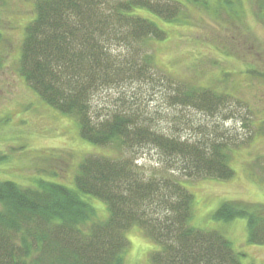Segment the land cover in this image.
Instances as JSON below:
<instances>
[{"label":"trees","instance_id":"1","mask_svg":"<svg viewBox=\"0 0 264 264\" xmlns=\"http://www.w3.org/2000/svg\"><path fill=\"white\" fill-rule=\"evenodd\" d=\"M154 1L37 0L34 19L24 28L18 73L45 104L74 118L79 135L93 145L112 144L121 153L150 148L167 171L229 178L227 153L216 142L181 141L178 132L158 131L134 114L113 113L99 122L89 115L92 94L112 80L158 72L147 43L166 34L136 10L170 21L182 3ZM118 48L128 52L122 56ZM173 88L170 106L226 103L179 81ZM94 200L102 203L101 214H94ZM191 201L176 177L146 172L127 156L84 157L71 187L45 179L28 185L1 181L0 264H122L126 232L134 226L155 246L151 264H241L221 234L187 225ZM213 216L244 218L247 241L264 244V204L226 201Z\"/></svg>","mask_w":264,"mask_h":264},{"label":"rangeland","instance_id":"2","mask_svg":"<svg viewBox=\"0 0 264 264\" xmlns=\"http://www.w3.org/2000/svg\"><path fill=\"white\" fill-rule=\"evenodd\" d=\"M36 1L0 0V182L28 185L45 179L71 187L84 157H131L144 171L183 183L192 198L189 227L221 234L241 264H264V244L247 241L244 218L213 216L226 201L264 204V0H178L180 13L170 21L137 9L166 34L162 41L147 43L158 72L114 79L90 99L93 121L109 120L113 113L134 114L158 131L178 132L181 141L218 143L232 171L225 179L167 171L150 148L121 153L112 144L93 145L79 135L74 118L45 104L18 73L24 28L34 19ZM118 51L122 56L128 52ZM177 81L226 103L170 106L167 95L174 93ZM90 203L94 214L102 213L101 202ZM126 237L122 264H151L152 240L137 226Z\"/></svg>","mask_w":264,"mask_h":264}]
</instances>
